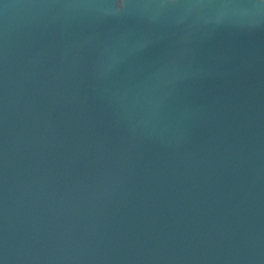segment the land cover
<instances>
[{"label": "water", "instance_id": "water-1", "mask_svg": "<svg viewBox=\"0 0 264 264\" xmlns=\"http://www.w3.org/2000/svg\"><path fill=\"white\" fill-rule=\"evenodd\" d=\"M0 264H264V0H0Z\"/></svg>", "mask_w": 264, "mask_h": 264}]
</instances>
